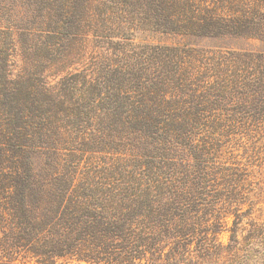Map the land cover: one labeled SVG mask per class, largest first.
<instances>
[{"label": "trees", "instance_id": "obj_1", "mask_svg": "<svg viewBox=\"0 0 264 264\" xmlns=\"http://www.w3.org/2000/svg\"><path fill=\"white\" fill-rule=\"evenodd\" d=\"M20 1L30 35L74 41L97 23L93 0ZM120 3L129 31L264 40V0ZM12 27L0 24V215L15 247L47 264H264V58L144 41L79 69L67 45L51 85L14 73ZM240 136L251 158L218 163L216 145ZM98 152L111 161L84 160Z\"/></svg>", "mask_w": 264, "mask_h": 264}, {"label": "rangeland", "instance_id": "obj_2", "mask_svg": "<svg viewBox=\"0 0 264 264\" xmlns=\"http://www.w3.org/2000/svg\"><path fill=\"white\" fill-rule=\"evenodd\" d=\"M11 1L12 0H3V2H6L7 4H11ZM14 1L15 2L11 7L12 10L10 9L13 14L12 19L9 18L10 13L5 14L3 17L0 14V24L11 27L13 26V33H15V46L13 50V56L11 57L13 71L16 74L18 72H22L25 69L29 71H35L36 69L40 70L44 73L47 81L51 85H56L66 73L63 68L67 61L64 62L61 60V58H57V56L60 54L57 50L64 49L67 45L72 46L73 53L70 58L74 62H80L77 63L79 69H82L84 66H86V64L91 68H94L95 63L100 62L103 58H124L125 55L121 53L123 49H127L128 51L131 48L132 43L140 44L144 41L178 45L189 44L206 49H220L225 53L243 51L249 56L248 58H264V40L260 39L245 38L242 36L233 35L210 37L202 35H184L179 33H146L140 28L132 29L134 31H129L131 29L130 25L127 23L129 18L124 17L125 15L122 16L125 12H123L122 15L116 12V10L124 8V5L120 3L121 0H112L111 2L103 0L102 2L105 3L100 2V0H93L91 14L95 15V21L97 23L92 24V22H90L88 26H85L84 29L86 30V33H84L82 36L79 34V40L60 41L58 38H47L44 36V34L43 36L36 33H32L30 35L28 30L21 28V26H24V21H22L24 14L21 16V13H24L26 9L32 8L28 7L25 3H21L20 0ZM110 10H113L114 12L111 13L113 19H111L110 22L105 25V20L103 22L99 18L104 15L105 11ZM17 11H19V14ZM79 11H81V9ZM119 20L121 21V27L117 26V22ZM16 24L21 26L18 27ZM137 51H139V48ZM117 55L119 57H117ZM227 56H229L228 53ZM249 144L250 143L247 142L246 136L236 137L226 144H224V142L218 143V145L215 147L216 154H214V159L218 163H246L247 160L251 158L249 156L252 154L251 148L248 150L246 147ZM89 155V157H84V160L94 161L100 164H105L111 161L110 154L108 153L98 152ZM101 169L105 171V174L112 171L108 164L105 165V168L103 167ZM257 169L259 168L255 166L256 172ZM256 174H259V172ZM262 175H264V171ZM254 199L258 201L259 198L254 197ZM255 212L260 213L259 211ZM262 214L264 216V212ZM0 219V264H47L37 261L36 257H32L24 250H20L15 247V238L12 236V234L4 232V223L2 221L3 219L1 215ZM230 224L231 218L229 219V225ZM220 236L221 241L224 244H227L229 241V233L224 231ZM190 249H194V245ZM165 250L168 252L169 248L166 247ZM176 252H179L176 254V256L178 258L181 257V255L185 252L183 246L177 247L175 253ZM156 261L159 262V259ZM161 261L164 262V257ZM48 264L89 263L86 261L79 263L77 260L57 259L56 261L52 260L48 262Z\"/></svg>", "mask_w": 264, "mask_h": 264}]
</instances>
